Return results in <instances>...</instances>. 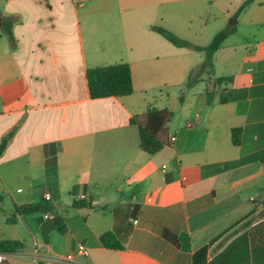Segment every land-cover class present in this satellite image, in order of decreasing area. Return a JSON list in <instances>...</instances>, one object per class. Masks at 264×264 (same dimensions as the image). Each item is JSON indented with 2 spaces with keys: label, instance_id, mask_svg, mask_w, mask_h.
<instances>
[{
  "label": "crops",
  "instance_id": "crops-1",
  "mask_svg": "<svg viewBox=\"0 0 264 264\" xmlns=\"http://www.w3.org/2000/svg\"><path fill=\"white\" fill-rule=\"evenodd\" d=\"M245 1L0 0V264H264V0ZM218 21L186 88L205 52L154 27L205 46ZM118 63L133 92L92 98L88 69ZM153 107L175 140L150 154L131 118Z\"/></svg>",
  "mask_w": 264,
  "mask_h": 264
},
{
  "label": "trees",
  "instance_id": "trees-1",
  "mask_svg": "<svg viewBox=\"0 0 264 264\" xmlns=\"http://www.w3.org/2000/svg\"><path fill=\"white\" fill-rule=\"evenodd\" d=\"M252 0H246L240 7V10L249 4ZM12 19L5 24L4 32L9 37L11 43L15 44V37L12 30ZM159 33L167 38L171 43L179 47H186L197 51L205 52V60L191 71L189 82L186 85L191 87L194 83L199 81L202 74L210 73L214 67V54L218 50L222 41L229 35V30L219 31L212 39V41L205 46L193 44L185 39H182L174 32L164 27H154ZM226 78H218V82L224 81ZM87 80L89 92L92 98H103L111 96H125L133 92V79L131 67L128 63H118L112 65H105L101 67L91 68L87 71ZM183 100V96H181ZM211 97L209 96V101ZM173 116L172 111L168 109H158L156 107L148 108L141 114L135 115L131 118V122L139 127L140 145L142 149L150 154H155L160 151L165 145H168L170 138L168 136V126ZM241 130H234V142L239 143L238 132ZM6 143L0 144V155L4 151ZM82 202H74L75 206L81 205ZM19 210L23 213L43 210V207L38 204H30L21 206ZM261 215L264 217V201ZM101 241L105 247L110 249H122L123 245L117 239L115 233L107 231L101 235ZM185 241V248L188 244ZM13 241H0V248L7 249L11 245H15Z\"/></svg>",
  "mask_w": 264,
  "mask_h": 264
},
{
  "label": "built area",
  "instance_id": "built-area-1",
  "mask_svg": "<svg viewBox=\"0 0 264 264\" xmlns=\"http://www.w3.org/2000/svg\"><path fill=\"white\" fill-rule=\"evenodd\" d=\"M171 141L173 142L175 140V137L172 136L171 138ZM46 199L49 200L51 199V193L48 192L46 193L45 195ZM88 196L87 195H81L80 196V199H86ZM51 215L50 214H45V218H50ZM79 251L82 252V253H86L87 252V246L84 244V243H81L79 244ZM5 252L3 251H0V263L3 262L5 260ZM52 259H54V261L57 263V264H68L72 261H74V255L73 254H68L66 256H61V257H52Z\"/></svg>",
  "mask_w": 264,
  "mask_h": 264
},
{
  "label": "rangeland",
  "instance_id": "rangeland-1",
  "mask_svg": "<svg viewBox=\"0 0 264 264\" xmlns=\"http://www.w3.org/2000/svg\"><path fill=\"white\" fill-rule=\"evenodd\" d=\"M230 23V22H229ZM224 27L225 26H221V24H220V22L218 21L217 22V25L213 28L214 30H213V32L212 33H214V34H216V33H218L220 30H222V29H224ZM184 31H186V30H183L182 31V33H184L185 35H189V37H193V39L195 40H198V41H204L206 44H208L211 40H202V39H198V38H195V36H193V35H191V34H186ZM176 35H178V34H176ZM179 37H181L182 39H183V37L182 36H180V35H178ZM188 37V36H187ZM173 90V89H172ZM169 91H171V90H169ZM180 99V101L182 102V100H181V98H179Z\"/></svg>",
  "mask_w": 264,
  "mask_h": 264
},
{
  "label": "water",
  "instance_id": "water-1",
  "mask_svg": "<svg viewBox=\"0 0 264 264\" xmlns=\"http://www.w3.org/2000/svg\"><path fill=\"white\" fill-rule=\"evenodd\" d=\"M234 21H237L236 19H233Z\"/></svg>",
  "mask_w": 264,
  "mask_h": 264
}]
</instances>
